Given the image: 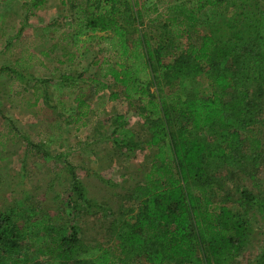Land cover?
Segmentation results:
<instances>
[{
	"label": "trees",
	"instance_id": "1",
	"mask_svg": "<svg viewBox=\"0 0 264 264\" xmlns=\"http://www.w3.org/2000/svg\"><path fill=\"white\" fill-rule=\"evenodd\" d=\"M61 1L68 11L61 42L77 50L94 44L109 54L98 77L84 79V87L99 93L110 79L120 88L144 120L145 146L153 154L132 191L136 212L108 227L110 245L85 243L77 224L58 229L45 221L26 230L13 214L0 210V264L234 262L251 224L264 216V196L241 184L227 189L233 173L223 174L214 164L238 159L241 170L251 165L249 180L257 179L261 139L249 134L242 139L241 130L258 120L264 102V0H186L171 7L170 15L157 14L146 23L137 0ZM42 2L30 0L28 8ZM207 7L223 16L210 33L191 43L197 15ZM27 18L28 12L18 32ZM0 71L20 77L12 67ZM59 76L62 82L73 80ZM80 95L74 97L76 112L65 118L68 122L87 115ZM109 97L115 99L117 92ZM203 129L213 135L196 134ZM111 135L117 147L138 148L120 116ZM238 141L246 144L242 152ZM65 164L70 185L64 204L72 219L89 212L112 216L86 195L72 165ZM32 236L37 243L29 242ZM252 264H264V239Z\"/></svg>",
	"mask_w": 264,
	"mask_h": 264
},
{
	"label": "rangeland",
	"instance_id": "2",
	"mask_svg": "<svg viewBox=\"0 0 264 264\" xmlns=\"http://www.w3.org/2000/svg\"><path fill=\"white\" fill-rule=\"evenodd\" d=\"M29 1L0 0V67H12L20 73L15 77L0 71V210L13 214L19 227L26 230L45 221L58 229L77 224L85 243L110 245L111 223L136 212L131 195L152 158L153 149L145 146L149 132L134 104L124 99L110 79L109 87L99 93L84 87V79L98 77L101 62L109 54L94 44L77 50L61 42L68 17L64 3L42 0L38 7L28 8ZM179 1L184 0H137L145 9L144 23L154 22L157 14H171L170 8ZM44 8L48 9L45 14ZM26 12L27 22L18 32ZM222 16V11L213 7L202 10L190 42L197 43L201 35L210 33ZM59 74L73 80L62 82ZM112 92H117L115 99L109 97ZM78 94L87 105V115L68 122L65 118L75 114L74 97ZM260 108L258 120L241 130L242 139L246 134L261 139L256 181L248 178L250 164L239 168L240 153L237 161H216L214 166L223 174L233 173L226 181L227 189L241 184L264 196V102ZM116 116L132 132L138 148L115 146L111 129ZM196 134L213 135L209 129ZM238 143L242 152L246 144ZM65 162L72 165L86 195L110 209L112 216L89 212L72 219L64 204L70 185ZM232 207L240 210L234 203ZM263 239L264 216L258 215L245 247L230 264H252L260 255ZM29 242L37 243L38 238L32 236Z\"/></svg>",
	"mask_w": 264,
	"mask_h": 264
},
{
	"label": "crops",
	"instance_id": "3",
	"mask_svg": "<svg viewBox=\"0 0 264 264\" xmlns=\"http://www.w3.org/2000/svg\"><path fill=\"white\" fill-rule=\"evenodd\" d=\"M184 1H186V0H184ZM180 2H182V1L177 2V4L180 3ZM43 3H44V2H43ZM46 12H48V9H47V8H44V10H43V14H45ZM169 15H170V14H169ZM198 17H199V14L197 15V19H198ZM203 35H205V34H203ZM203 35H201V37H202Z\"/></svg>",
	"mask_w": 264,
	"mask_h": 264
}]
</instances>
